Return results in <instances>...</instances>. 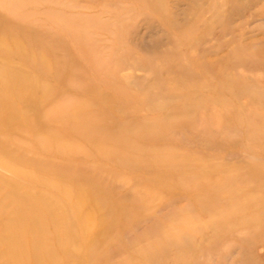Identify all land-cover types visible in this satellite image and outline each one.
<instances>
[{"label":"rangeland","instance_id":"374dc122","mask_svg":"<svg viewBox=\"0 0 264 264\" xmlns=\"http://www.w3.org/2000/svg\"><path fill=\"white\" fill-rule=\"evenodd\" d=\"M0 264H264V0H0Z\"/></svg>","mask_w":264,"mask_h":264},{"label":"bare ground","instance_id":"6f19581e","mask_svg":"<svg viewBox=\"0 0 264 264\" xmlns=\"http://www.w3.org/2000/svg\"><path fill=\"white\" fill-rule=\"evenodd\" d=\"M17 233L19 234V232H17ZM32 234H33V237H31V242H32V245H33V253L37 254L38 250H40V245H39V240L35 238V236H36L35 229H32ZM1 244H6V249H7L6 251L9 253V255H12V256L16 255L14 247H9L8 246V241L4 240V242H2ZM5 254L7 255V253H5Z\"/></svg>","mask_w":264,"mask_h":264}]
</instances>
